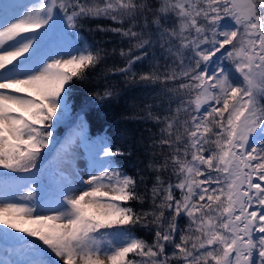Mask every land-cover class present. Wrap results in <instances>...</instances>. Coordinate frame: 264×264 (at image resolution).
Listing matches in <instances>:
<instances>
[{
    "label": "snow or ice",
    "instance_id": "6c2138e0",
    "mask_svg": "<svg viewBox=\"0 0 264 264\" xmlns=\"http://www.w3.org/2000/svg\"><path fill=\"white\" fill-rule=\"evenodd\" d=\"M117 76L156 86L135 174L88 132ZM0 264H264V0H0Z\"/></svg>",
    "mask_w": 264,
    "mask_h": 264
},
{
    "label": "trees",
    "instance_id": "16d2710c",
    "mask_svg": "<svg viewBox=\"0 0 264 264\" xmlns=\"http://www.w3.org/2000/svg\"><path fill=\"white\" fill-rule=\"evenodd\" d=\"M96 24L109 26L112 24L109 20H93L88 22L81 30L82 35L90 42L101 41L102 46L111 52L114 46L119 45L120 38L111 33H99L95 31H89V28H94ZM121 61L119 59L109 58L107 64L112 66L113 64L119 65ZM139 67V66H138ZM111 83L114 84L115 91L118 93L116 99L109 103L102 110H95L86 117L88 121V132L90 135H108L116 141L120 146H127L129 142L133 143V155L130 157H124L121 160V167H123L130 174H135L138 169H144L147 160L148 153L145 152L143 147L137 146L136 142H140L143 145L150 143L149 129L151 132H158V128L151 121H140L135 119V114L138 112V105H141L145 101H149L155 93L152 91L156 86L145 87L143 85L129 86L119 76L111 79ZM87 85L76 84L74 90L77 101L83 95H86ZM77 104H74V110H77ZM129 116L131 119L125 120L124 117ZM62 134L57 139L62 140L63 136L68 135V130L65 128L58 129ZM146 176H151L150 173L145 171L143 173ZM152 180H148L149 187ZM138 207V205H137ZM183 223V221H182ZM136 234L142 238L151 241L152 234L146 232L143 229H137Z\"/></svg>",
    "mask_w": 264,
    "mask_h": 264
},
{
    "label": "bare ground",
    "instance_id": "6f19581e",
    "mask_svg": "<svg viewBox=\"0 0 264 264\" xmlns=\"http://www.w3.org/2000/svg\"><path fill=\"white\" fill-rule=\"evenodd\" d=\"M20 3H25L27 0H19Z\"/></svg>",
    "mask_w": 264,
    "mask_h": 264
},
{
    "label": "rangeland",
    "instance_id": "374dc122",
    "mask_svg": "<svg viewBox=\"0 0 264 264\" xmlns=\"http://www.w3.org/2000/svg\"><path fill=\"white\" fill-rule=\"evenodd\" d=\"M64 137H65V136H63L62 140L64 139ZM62 140H61V141H62ZM80 150H81V151H83V149H82V148H81ZM5 258H7V257H5Z\"/></svg>",
    "mask_w": 264,
    "mask_h": 264
}]
</instances>
